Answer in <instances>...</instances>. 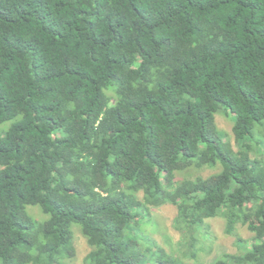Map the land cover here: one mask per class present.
Instances as JSON below:
<instances>
[{"label":"trees","instance_id":"trees-1","mask_svg":"<svg viewBox=\"0 0 264 264\" xmlns=\"http://www.w3.org/2000/svg\"><path fill=\"white\" fill-rule=\"evenodd\" d=\"M165 203L183 255L142 228ZM219 215L214 264H264V0H0V264H66L74 223L88 264H205Z\"/></svg>","mask_w":264,"mask_h":264},{"label":"rangeland","instance_id":"rangeland-1","mask_svg":"<svg viewBox=\"0 0 264 264\" xmlns=\"http://www.w3.org/2000/svg\"><path fill=\"white\" fill-rule=\"evenodd\" d=\"M215 122L217 127L226 133L228 140L232 145H235V139L232 132L233 120L230 115L226 114L220 109L215 115ZM10 121H6L1 125V128L8 127ZM236 148V146H235ZM220 170V167L205 166L202 168L190 167L184 171L176 173V178H194L196 176H209L210 174ZM143 194L140 193V196ZM27 211L42 220L46 215L40 210L39 206L29 205ZM148 213L152 222L142 224L146 234L156 241L158 244L170 249L174 248L183 255L186 247L181 245L182 234L181 231L174 227V219L177 215V207L172 203H165L159 206H149ZM204 236H201L198 250L199 260L205 264H214L215 261L224 253H238L240 247L235 241L234 235L228 234L225 231L226 219L219 215L208 218L203 225ZM73 234L74 254L66 258V264H88L85 262V257L91 250L86 237L81 231L79 224L74 223L71 226ZM237 233L244 239H250L253 233L246 225L238 224L236 228ZM187 260L193 258L185 257Z\"/></svg>","mask_w":264,"mask_h":264}]
</instances>
